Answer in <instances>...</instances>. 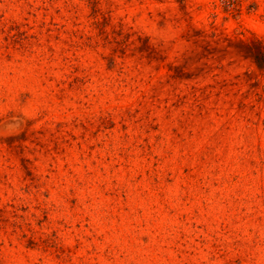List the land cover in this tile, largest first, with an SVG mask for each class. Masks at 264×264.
<instances>
[{
    "label": "rangeland",
    "instance_id": "1",
    "mask_svg": "<svg viewBox=\"0 0 264 264\" xmlns=\"http://www.w3.org/2000/svg\"><path fill=\"white\" fill-rule=\"evenodd\" d=\"M264 0H0V264H264Z\"/></svg>",
    "mask_w": 264,
    "mask_h": 264
},
{
    "label": "trees",
    "instance_id": "2",
    "mask_svg": "<svg viewBox=\"0 0 264 264\" xmlns=\"http://www.w3.org/2000/svg\"><path fill=\"white\" fill-rule=\"evenodd\" d=\"M260 58L264 59V55H261V57H260Z\"/></svg>",
    "mask_w": 264,
    "mask_h": 264
}]
</instances>
